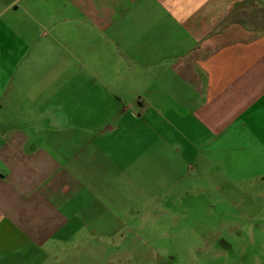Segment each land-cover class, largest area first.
<instances>
[{
    "label": "crops",
    "instance_id": "crops-1",
    "mask_svg": "<svg viewBox=\"0 0 264 264\" xmlns=\"http://www.w3.org/2000/svg\"><path fill=\"white\" fill-rule=\"evenodd\" d=\"M0 73V264L70 238L77 195L142 155L264 183V0H0Z\"/></svg>",
    "mask_w": 264,
    "mask_h": 264
},
{
    "label": "rangeland",
    "instance_id": "rangeland-1",
    "mask_svg": "<svg viewBox=\"0 0 264 264\" xmlns=\"http://www.w3.org/2000/svg\"><path fill=\"white\" fill-rule=\"evenodd\" d=\"M19 76L0 73V82ZM180 156L158 153L170 175L142 155L134 179L110 175L100 190L82 191L76 231L24 264H264V183L233 185L209 158L184 170Z\"/></svg>",
    "mask_w": 264,
    "mask_h": 264
}]
</instances>
